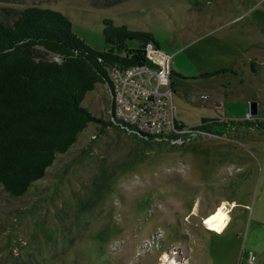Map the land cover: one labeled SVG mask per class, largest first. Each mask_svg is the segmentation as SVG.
<instances>
[{"label":"rangeland","instance_id":"374dc122","mask_svg":"<svg viewBox=\"0 0 264 264\" xmlns=\"http://www.w3.org/2000/svg\"><path fill=\"white\" fill-rule=\"evenodd\" d=\"M96 1L0 0V21L50 8L98 51L105 18L151 33L170 59L176 121L217 132L139 137L111 121L96 84L81 105L98 120L23 195L0 185V264H264V130L227 125L264 121V0ZM225 208V226L208 229Z\"/></svg>","mask_w":264,"mask_h":264},{"label":"trees","instance_id":"16d2710c","mask_svg":"<svg viewBox=\"0 0 264 264\" xmlns=\"http://www.w3.org/2000/svg\"><path fill=\"white\" fill-rule=\"evenodd\" d=\"M123 1L93 5L103 9ZM102 25L106 49L98 51L73 33L66 16L50 8L27 6L0 21V185L10 196L23 195L56 155L98 120L81 102L96 84L109 85V69L150 64L145 46L158 48L151 33L115 25L109 18ZM131 41L137 45L130 47ZM207 120L199 127L217 132L215 120ZM227 125L264 130V121L257 120Z\"/></svg>","mask_w":264,"mask_h":264},{"label":"built area","instance_id":"2783aa9c","mask_svg":"<svg viewBox=\"0 0 264 264\" xmlns=\"http://www.w3.org/2000/svg\"><path fill=\"white\" fill-rule=\"evenodd\" d=\"M145 55L150 64L108 70L111 121L139 137L172 142H180L184 135L206 134L199 126L182 127L175 119L170 59L151 43L146 44ZM245 264H253V256Z\"/></svg>","mask_w":264,"mask_h":264},{"label":"bare ground","instance_id":"6f19581e","mask_svg":"<svg viewBox=\"0 0 264 264\" xmlns=\"http://www.w3.org/2000/svg\"><path fill=\"white\" fill-rule=\"evenodd\" d=\"M227 218L228 216L225 212H220L212 221L206 222V227L208 229H218L223 225L224 222H226Z\"/></svg>","mask_w":264,"mask_h":264},{"label":"water","instance_id":"95a60500","mask_svg":"<svg viewBox=\"0 0 264 264\" xmlns=\"http://www.w3.org/2000/svg\"><path fill=\"white\" fill-rule=\"evenodd\" d=\"M257 113V102L251 101L249 103V115L250 116H255Z\"/></svg>","mask_w":264,"mask_h":264},{"label":"crops","instance_id":"0c3cea01","mask_svg":"<svg viewBox=\"0 0 264 264\" xmlns=\"http://www.w3.org/2000/svg\"><path fill=\"white\" fill-rule=\"evenodd\" d=\"M219 205H224V204L221 203V204H219ZM219 205H218V206H219ZM218 206H217V207H218ZM224 206H225V205H224ZM217 207H216V208H217ZM218 209H219V208H218ZM226 211H227V212H226ZM228 211H229L228 208H225V210L223 209V210L220 211V212H225L226 215L228 216L226 222H224L222 226H225L224 224H226V223L228 222V220H229V214H227ZM220 212H219V213H220ZM208 214H210V213H208ZM208 214H207V215H208ZM207 215H206V216H207ZM203 218H204V217H203ZM223 228H224V227H223ZM223 228H222V229H223ZM221 231H222V230H221ZM216 233H218V232H216ZM182 258H183V256H182ZM161 259H162V258H161ZM182 260H183V259H181V261H180L179 264H184V263L186 262V258H184V261H182Z\"/></svg>","mask_w":264,"mask_h":264}]
</instances>
